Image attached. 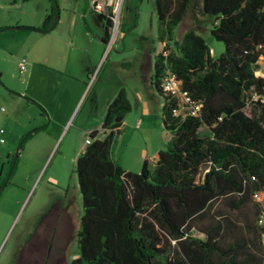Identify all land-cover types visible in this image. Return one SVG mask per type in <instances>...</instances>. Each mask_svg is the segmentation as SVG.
Listing matches in <instances>:
<instances>
[{
  "label": "trees",
  "instance_id": "1",
  "mask_svg": "<svg viewBox=\"0 0 264 264\" xmlns=\"http://www.w3.org/2000/svg\"><path fill=\"white\" fill-rule=\"evenodd\" d=\"M56 6L51 0L41 30ZM155 7L165 48L151 87L171 139L153 168L145 160L139 173L122 171L113 151L131 104L120 91L104 137L90 133L76 161L82 216L70 264H264V102L252 98L264 88L254 73L264 60V0H155ZM93 10L102 14L97 4ZM188 15L211 21V36L225 46L218 58L195 30L175 39ZM106 21L108 44L113 22ZM167 72L201 104L196 117L173 116L176 100L161 88ZM250 203L253 215L244 211Z\"/></svg>",
  "mask_w": 264,
  "mask_h": 264
},
{
  "label": "rangeland",
  "instance_id": "2",
  "mask_svg": "<svg viewBox=\"0 0 264 264\" xmlns=\"http://www.w3.org/2000/svg\"><path fill=\"white\" fill-rule=\"evenodd\" d=\"M68 1L69 10L71 13L76 12L78 16L74 28L75 46L105 47L99 66L102 74H112L121 79L132 78L141 83L145 107L143 118L140 119V109L134 105L132 112L123 121V130L113 151V157L122 171L139 173L144 160L152 164L153 159L157 158L158 150L165 148L170 136V133L164 130L162 122L163 100L150 87L154 55L160 54L165 48V44L158 39L159 21L155 0H116L108 12L106 11L107 15L111 14L113 17L108 44H103L99 40L104 32L98 26L96 15L91 16L94 11L88 4L92 0ZM37 3L38 1H32L21 10L2 8L0 20L10 13L32 16L37 11ZM61 3L63 0H57L60 15ZM116 7H118L117 12H113ZM83 12L91 14L87 16L86 22L92 33H87L84 29ZM211 26L209 19L188 15L176 29L175 39L180 40L186 32L195 30L206 41L212 57L218 58L224 53L225 46L211 36ZM58 31L59 28L55 27L46 35L48 42L45 46L61 47L56 41ZM11 35L10 32L0 34V75H4L0 77V130L5 132L1 137L6 142L0 147V176H7L9 179L12 172L8 185L0 195V264H70L78 254L77 233L80 230L82 216V198L76 175V161L89 136L88 133L81 132L77 124L87 109H91L95 116H98L100 106L96 102L95 92L91 89V82L67 124L62 123L49 130H45L46 127H35L24 133L27 137L35 131L29 140L22 139L15 143L16 136L23 131L21 132L16 126L20 117L17 115L19 108L14 104L13 99L16 92L20 96H25L22 94L26 92L28 83L30 93L38 90L40 79L33 77L30 82L29 63L25 74L23 76L19 74V65L23 60L20 48L30 47L31 42L25 43L18 37L11 38ZM148 68L150 73L145 70ZM62 111L63 116L68 117V108ZM45 115L49 117V113L45 112ZM38 119L36 118V122ZM7 147L12 151L11 159L5 154ZM14 162L15 166L12 170ZM66 193L72 200L71 222L68 234H64L59 243L60 253L48 256L42 249L36 254H23L30 236L45 235L43 225L51 219L49 209ZM244 211L253 215L256 209L253 203H250ZM233 216L240 218L237 212H234ZM254 217L252 216L256 224Z\"/></svg>",
  "mask_w": 264,
  "mask_h": 264
},
{
  "label": "crops",
  "instance_id": "3",
  "mask_svg": "<svg viewBox=\"0 0 264 264\" xmlns=\"http://www.w3.org/2000/svg\"><path fill=\"white\" fill-rule=\"evenodd\" d=\"M32 1H38V5H36L37 11L35 14H32V16L25 14L13 15L10 13L4 15L0 20V34H8L10 32L12 34L11 38L18 37L25 43H27V41L31 42L30 47L20 48V55L23 60H26L27 64L29 63L28 65H30V82L35 77H39L40 79L38 90H33L32 93H30L28 83L26 92L22 94L25 95L24 97L18 95L17 92L15 94L13 102L19 108L17 115L20 117V120L16 126L21 129V132H23L22 134L16 136L14 142L18 143L22 141V139L25 137L24 133L35 127H46L45 130H49L56 125L62 123L67 124L70 116L75 111L83 95L85 94L89 83L91 82V89L97 96L96 102L100 106V112L98 113V116H95L91 109H87L80 119V122L77 124V127L81 132L90 134L97 131L99 132V138L104 137V117L106 115L108 106L114 101L121 90H125L127 94L128 100L131 104V112L133 106L136 105L140 109V119H142L145 107L141 83L133 80L132 78L121 79L117 76H112V74H102V69L99 70V66L104 56L105 47L75 46L76 36L74 28L77 25L78 19L76 18L78 16L76 12L71 13L69 10L70 5L68 0H63V3H61L62 13L60 15L59 22L56 25V29L59 28L56 41L61 47L45 46V44L48 42L46 35L50 32H40L45 31L41 30V27L43 26L47 16L50 14L51 0H0V9L7 8L9 10H13L17 8L21 10L25 9ZM88 6L90 7L89 4ZM88 15L91 14L83 12V25L87 33H92L86 22ZM94 15L96 14L93 13L91 16L94 17ZM97 22L98 26L104 32L103 36H101L99 40L105 44L103 41V38L105 37L104 26L101 20L98 18ZM24 27L33 28L36 30L21 29ZM9 28H20L21 30H7ZM157 55H154V59ZM149 69L150 68L145 70L150 73L151 71ZM152 74L153 67L150 77V87ZM0 77H4V75L1 74ZM66 107L68 108L69 112L68 117H64L62 113V110ZM45 112L49 113V120L45 115ZM129 114L119 121L120 132L123 130V121ZM32 116L33 118H31ZM35 117L39 118L38 122H36ZM33 133H35V131ZM33 133L27 136L29 137L27 140L31 138ZM170 139L171 135L168 136L166 144L170 141ZM85 148L86 144L84 148L80 150L78 157L85 151ZM160 151L161 150L159 149L158 153ZM5 154L8 156V159H11L12 151H10L8 147L5 150ZM156 162L157 158L153 159L152 164L149 162V166L153 168L156 165Z\"/></svg>",
  "mask_w": 264,
  "mask_h": 264
},
{
  "label": "flooded vegetation",
  "instance_id": "4",
  "mask_svg": "<svg viewBox=\"0 0 264 264\" xmlns=\"http://www.w3.org/2000/svg\"><path fill=\"white\" fill-rule=\"evenodd\" d=\"M90 7L93 9V6L91 2L89 3ZM94 11V10H93ZM95 13V12H94ZM97 16L100 14L95 13ZM105 18L101 21L103 25L107 24L106 19H110V16L104 15ZM98 18V17H97ZM15 166V163H13ZM12 177V172L10 174ZM10 177V178H11ZM8 177H2L0 176V189L8 185V182L10 181L7 179ZM2 190V192H3ZM1 192V193H2ZM0 193V195H1ZM72 205V200L69 199L68 194L66 193L61 200H57L53 206L49 209V217H51L49 222H43L44 226V232L45 235L43 237L37 236V234H33L29 238V242L27 243L26 247L23 250V254L30 253V254H36L40 252V250L44 249L46 254L49 255H58L61 251V248L59 246V243L62 241V238L65 235L68 234V231L70 230V207ZM58 245V246H57Z\"/></svg>",
  "mask_w": 264,
  "mask_h": 264
},
{
  "label": "built area",
  "instance_id": "5",
  "mask_svg": "<svg viewBox=\"0 0 264 264\" xmlns=\"http://www.w3.org/2000/svg\"><path fill=\"white\" fill-rule=\"evenodd\" d=\"M116 0H92L91 4L98 5V8L101 10L102 14L107 15L106 11L112 7ZM116 10H112L113 12H117ZM112 19V15L108 14ZM110 42V41H109ZM163 56H167V53L164 52ZM27 69V61L22 60L19 65L20 74L24 75ZM255 77L264 79V60H260L254 66ZM162 90L170 95L174 100H176V107L174 108L172 114L175 118H185V117H196L200 110L201 104L191 98L188 92L182 89L181 81L177 78V76L171 72H167L164 76L161 84ZM253 100H261L264 102V88L263 94L257 95L254 94L252 96ZM4 134L3 130H0V147L5 144V140L1 137ZM86 145L90 144V138L85 141ZM260 224H264V217L260 220Z\"/></svg>",
  "mask_w": 264,
  "mask_h": 264
},
{
  "label": "water",
  "instance_id": "6",
  "mask_svg": "<svg viewBox=\"0 0 264 264\" xmlns=\"http://www.w3.org/2000/svg\"><path fill=\"white\" fill-rule=\"evenodd\" d=\"M98 19H100L101 21L103 20V16L102 15H98L97 16ZM59 18H60V9L58 6H56V15L53 19V22L50 26V28L48 30H45V31H40V32H43V33H47V32H51L57 25V23L59 22ZM7 30H14V31H17V30H21L20 28H9ZM15 163V162H14ZM14 165V164H13ZM3 188L0 189V193L2 192Z\"/></svg>",
  "mask_w": 264,
  "mask_h": 264
}]
</instances>
